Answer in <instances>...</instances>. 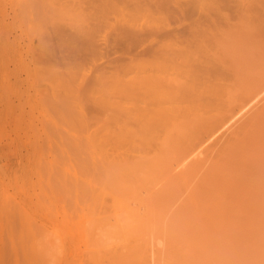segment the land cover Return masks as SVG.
<instances>
[{
    "label": "rangeland",
    "instance_id": "1",
    "mask_svg": "<svg viewBox=\"0 0 264 264\" xmlns=\"http://www.w3.org/2000/svg\"><path fill=\"white\" fill-rule=\"evenodd\" d=\"M108 1L37 0L36 3V0L35 2L34 0H0V181L2 179L0 183L4 182L0 184L2 185L0 191L8 197L6 205L0 202V264H264V96L260 97L259 104L255 103V107L253 105L252 109L246 112L247 114L241 116L242 119L239 118L237 123H234L230 132L216 142L217 145L207 148L203 152L205 155L202 153L203 156L198 155L199 158L192 157L191 162L190 159L187 160L184 167L178 170L172 168L177 158L180 159V156L187 154L194 144H198L200 139L203 140L205 136L210 135L225 120L230 114L231 104L232 107L234 106L232 110H235L237 103L241 104L240 101L244 102L246 99L245 94L249 96L254 89L255 91L258 89L259 84H262L264 33L263 35L261 33L263 37L260 34V37H256L258 40L254 44L258 43L256 46L250 45V50L247 49L249 53L244 52L246 49L243 50V57L249 59L247 62L240 57V54L236 56L243 60H238L235 51L230 49L227 52L232 54L227 55L225 51L223 60L227 62L224 66L229 69L226 68V71L232 77L231 82L237 85L233 88V84L227 83L232 87L231 90L226 89L228 96L225 98L224 89L229 86L226 85L220 90L215 87L220 93L216 91L218 94L215 96L214 92L211 96L214 95L215 98L220 96L218 98L221 100L215 98L211 100L222 101V105L214 101L215 105L213 106V103L210 106L205 103L210 100L201 102L206 96L202 95L205 94L202 90L204 86H201L199 80L192 79L193 83L186 85L187 82L190 83L191 75L193 76L190 72L192 69L187 68L186 59L184 65L181 63L182 58L178 59L175 50H173L175 56L172 57L174 59L177 57L175 60L179 66L183 65V71L182 66L177 67L176 61L171 59V54L170 58H166L171 53L170 50L168 54V51L166 54L163 53L164 55L161 54L162 59L161 55L152 58L151 55L137 56L132 60L127 58L112 63L109 67L106 65L107 60L102 59V53L107 51V48L104 47L103 51L98 50L102 39H107L111 44L115 40L114 43L120 41V45H129L132 39L125 32L130 31L132 25L147 27V20L150 19H144L143 14L140 16L141 12L136 13L133 10L129 11H133L131 14L135 12L133 15L136 18L134 19L133 15L131 18L129 13L130 17H127L128 9L125 10L126 17L125 14H121L127 5L130 3L133 5V0H127L129 2L122 0L119 4L116 0L114 9L110 7ZM201 1L206 5L215 2V7L222 1L217 9L221 7V13L225 15H234L232 10L234 11L237 4L242 2V0L239 3L238 0ZM245 2L243 3L246 4ZM259 7L256 6V10ZM260 9L257 10L259 13ZM218 11L216 10L217 13ZM218 15L213 16L217 18ZM220 15L219 20H215V17L213 19L221 26H224V23L226 25V21L223 20L231 19L233 16L230 15L231 18H228L230 16L226 15L225 18L224 15L222 18ZM142 16L144 18H141ZM150 21L148 24L151 23ZM152 22H155L152 26L156 23L158 26L162 25V22L159 25L156 20ZM164 24L166 23H163V27ZM169 24L170 29L181 30L176 22L171 21ZM196 30L195 34L198 33ZM88 31L91 34L88 35ZM210 31L207 29L204 31L209 33L208 37L210 33L212 34ZM202 34L204 37L207 36L203 32L200 35ZM76 35L80 39L91 37L92 43L87 47L91 48L90 51L86 50L85 46L80 47L77 46L78 44L75 46L76 41L72 48L71 42L74 39H69L75 37L76 40ZM191 37L185 35V38L190 40ZM194 37L197 41L199 34ZM211 38L208 39L207 46L212 48L214 42ZM200 43L203 44L201 41ZM41 44L44 46L42 47ZM48 45L53 46V53L49 52L51 49ZM41 47L42 50L47 49V53L45 49L41 51ZM75 47H80L79 51ZM70 49L75 51V54L73 52L71 54ZM194 50L195 45H192L186 55L197 56L199 51ZM79 52L81 55L85 54L81 56ZM110 57L114 56L110 55ZM156 58L158 59L155 60ZM166 60H169V63L164 62ZM228 63L232 66L229 64L228 67ZM237 64L239 67L235 66ZM231 74L237 75L233 77ZM219 75H215L217 77L212 79L214 85L216 82L224 81L223 77L222 80L218 78L222 74ZM152 79L155 80L153 83L160 84L152 85ZM253 80H256L255 83ZM177 81L182 86H179ZM168 83L169 85L166 86ZM57 84L60 87H57ZM147 85L155 90V87L159 86L157 89L161 93L170 85L167 91L170 89L169 91L172 92H179L181 87L183 91V87L187 86V91L184 90L186 93H189L188 90L191 94L199 91L202 97L200 98L198 94L194 95L195 99L198 97L199 100L195 102L190 98V93L189 95L184 92L187 99L196 103L185 105L189 100L185 102L180 90L179 95L184 99H180L177 92V98L180 102L183 101L179 103L178 99L171 98L173 104L168 101H172L170 94L163 92L164 94L160 93L162 97L159 96L160 94L159 97L156 96L158 93L153 97L149 96L152 99L146 97L152 104L150 105L139 94L140 91L145 90V87L150 88ZM175 85L178 86L177 90ZM69 86L71 87L68 88ZM161 86L163 89L160 88ZM188 86L193 87V92ZM222 90L224 92L221 96ZM222 97L226 99L225 102ZM161 99L168 101L169 104L165 101L163 104ZM175 100L179 103L178 109L174 108L177 103ZM158 101H161V107ZM198 103H203V107L204 104L207 105V108L199 106ZM194 104L196 108L193 107ZM126 105L128 109L124 108ZM179 106L180 109H186V111L182 109L184 114L179 111ZM135 107H140L142 110L146 107L153 112H150L153 116L149 117L145 115L147 111L143 113L141 110L139 116L142 115V118L138 120L139 108L137 111ZM199 110L201 111L198 112ZM161 111H165L163 115ZM186 112L187 115L191 113L190 117L187 118ZM143 116L149 117L148 120L155 117L157 119H154L155 122L151 119L150 121L154 123H150V121L146 122L148 120ZM219 116H223L220 121ZM136 117L138 119L133 121ZM213 117L217 119L212 121L215 119ZM160 119L163 123H157ZM150 124H155L156 126H153L155 129L147 127ZM174 126L179 136L175 137L177 133L174 132ZM167 136L173 138L170 140ZM115 137L118 142L120 141V145L113 140ZM166 138L168 141H165ZM162 142H167L168 150L166 144L163 145ZM137 149L142 154L147 149L152 156L146 150L143 156L147 161L139 154L141 158L139 162L135 158L138 153L134 154L132 151L136 152ZM177 150L181 153L180 156H177L179 153ZM122 153H125V156L121 155ZM146 154L150 157H146ZM107 155L111 157H109L111 163ZM117 156L123 158L118 159ZM149 158L153 159L150 161ZM122 164L126 166L123 167ZM118 175L121 177L119 178ZM35 249L38 253H35ZM39 250L44 253H39ZM152 252L151 256L155 260L150 256Z\"/></svg>",
    "mask_w": 264,
    "mask_h": 264
},
{
    "label": "bare ground",
    "instance_id": "2",
    "mask_svg": "<svg viewBox=\"0 0 264 264\" xmlns=\"http://www.w3.org/2000/svg\"><path fill=\"white\" fill-rule=\"evenodd\" d=\"M32 1V0H31ZM39 1V0H38ZM114 1H116V0H109L108 2H109V5H110V7L112 6L113 7V5H115V2ZM119 1H122V0H117V3L119 4ZM127 1V0H126ZM131 1V0H130ZM225 1V0H224ZM237 1V0H236ZM239 1H241V0H238V3H239ZM244 1H246L245 3L246 4H244L243 2ZM242 0V2H240L239 4H237V8L235 7L236 5L235 4H233L234 5V8H236V9H234V11L232 10V13H234V15L233 14H230V15H233L234 16V18H233V16H232V18H231V16L230 15H227V16H230V17H228V18H231V19H226V20H223V21H226V25H225V23L223 24L224 26H221V24L219 25L218 23H217V21H215L216 19L217 20H219V15H220V13H221V7L219 8V9H217L218 8V5H219V3L220 2H222V1H220L219 3H218V5H217V7H215V2L213 3L212 2V4H204L201 0H185V1H174V0H133V5H131V3L129 4V5H127V8H124V10L122 11L123 13H121L122 15L123 14H125L124 15V17H126V12H127V17H130V15H131V18H132V15L133 14H135V12L137 13V12H141V14H140V16L143 14V16L145 17H141V18H144V19H146L147 20V18H150L151 19V21H150V19L149 20H147V27L146 26H143V25H141V26H139L138 24L137 25H135V26H130V31L128 30V32H125L131 39H132V42H131V44H123V45H120L121 43H120V41H119V43H114L115 42V40L113 41V43L111 44L109 41H107V39H102V42H100L101 40H99V46H98V50H102L104 47L105 48H107V51H105L104 53H102V59H106L107 60V62H105L106 63V65H108V67H109V65H111L112 63H118V62H120L121 60H125V59H127V58H129L130 60H132V58H135V57H137V56H142V57H145V56H150L151 55V58L152 57H159L161 54L162 55H164L163 53H165L166 54V52L168 51V50H170L171 51V53H169L170 51H168L167 52V56H166V58L168 57V58H170L171 57V59L175 56V55H173L174 53H173V50H175L174 52L177 54L176 56H178V59L181 57L182 58V61H181V63H183V65H184V62H185V59L187 60L186 61V63L185 64H187L186 66H187V68L189 69V68H191L192 70L190 71L192 74H193V76L191 75V81H190V83L188 84V82H187V84L186 85H190L191 83H193L192 82V79L193 80H199L200 81V83L202 84L201 86H204V89H202L203 90V93L205 92V94H202V95H204V97L206 98H203L204 100L203 101H201V102H203L204 103V101L206 100V101H208V100H210V101H208V103L207 102H205L206 104H210V106H212V104L214 103V101L217 103V101L218 102H220L219 104L220 105H222V101H219V100H213V102H212V100H211V98H215V97H213V96H211L212 94H214V92L216 93L215 94V96L218 94V93H220V88H222L223 87V89L225 88V86L227 85V83H230V85H232L233 83L231 82V81H233V80H231L232 79V77L228 74V72L226 71V68L227 67H225L224 65L226 64V62H227V60H225V62H224V60H223V58H224V55H225V51L227 52L228 50H232V51H235L234 52V54H235V56L237 55V54H240V57L241 58H243L244 60L246 59V62H247V60H249V59H247V57L245 58V57H243V50L244 49H246V50H244V52L246 51V52H248V50H250L249 49V47H250V45L253 47V45L258 41V40H256V37H260V35H261V33H262V35H263V33H264V0ZM34 2H35V0H34ZM122 2H124V0L122 1ZM122 2H121V4H122ZM127 2H129V1H127ZM179 2H181V3H179ZM230 2V1H229ZM235 2V1H234ZM23 3V2H22ZM36 3H37V0H36ZM116 3V4H117ZM226 3V2H225ZM228 3V2H227ZM108 4V3H107ZM120 4V5H121ZM125 5H126V2L124 3ZM123 4V5H124ZM215 4V5H214ZM242 4H244V5H242ZM109 5H108V7H109ZM133 7V8H130L131 6ZM36 6V5H35ZM34 6V7H35ZM122 6V5H121ZM128 6H130V7H128ZM231 6V5H230ZM229 6V7H230ZM259 7V8H261L262 9V11H261V9H260V13H259V11H257V10H259V8L256 10V8L255 7ZM23 7V6H22ZM32 7H33V5H32ZM111 7V8H112ZM124 7V6H123ZM123 7H121V8H123ZM126 7V6H125ZM228 7V6H227ZM240 7V8H239ZM28 8V7H27ZM115 8H116V6H115ZM118 8H120V6H118ZM224 8H226L225 6H224ZM223 8V9H224ZM231 8H233V6L231 7ZM20 9H21V7H20ZM113 9H114V7H113ZM126 9H128V10H126ZM23 10H24V7H23ZM120 10H122V9H120ZM125 10H126V12H125ZM129 10H133V11H135L133 14H131V12H133V11H129ZM216 10L218 11V13L216 12ZM228 11H229V9H228ZM231 11V10H230ZM130 15H129V14ZM217 13V14H216ZM218 15L217 16V18L215 17V16H213V15ZM129 15V16H128ZM137 15V14H136ZM225 14H222L221 13V17L222 16H224ZM226 15H225V18H227L226 17ZM133 17H134V15H133ZM215 17V20L213 19ZM136 17H134V19H135ZM222 18H224V17H222ZM146 20H145V22H146ZM153 20H156L157 22H159V25H160V23L162 24V25H160V26H158V25H156L155 24V26H152V25H154V23L152 22ZM127 21H128V19H127ZM130 21H131V19H130ZM129 21V22H130ZM151 22V23H149L148 24V22ZM171 21H173V22H176L177 23V25L179 26V27H181V30H180V28H178V29H170V24H169V22L171 23ZM126 22V21H125ZM132 22H133V20H132ZM127 23V22H126ZM135 23V22H134ZM163 23H166V24H164V27H163ZM133 24V23H132ZM218 24V25H217ZM149 25V26H148ZM151 25V26H150ZM165 25H167V26H165ZM194 27H196V28H194ZM196 30V32L198 31V33H196L197 35L199 34V37H197L198 39H197V41H196V37H194V35L196 36V34H195V30ZM206 29H207V31L209 30H211L210 32H212V34L210 33V36L208 37V32H204V31H206ZM88 30V29H87ZM124 31V30H123ZM1 32V31H0ZM204 33L205 35H207V36H203V34L202 35H200L201 33ZM88 33V35L89 34H91L89 31L87 32ZM189 35H188V34ZM207 33V34H206ZM260 34V35H259ZM185 35H186V37L188 36L189 38H190V36H192L191 37V40L189 39V38H185ZM261 35V36H262ZM42 36H43V34H42ZM77 36L78 35H76V38H77ZM83 36V35H82ZM87 36V35H86ZM182 36H183V38H182ZM211 36H212V38H211ZM41 37V36H40ZM194 37V41H192V38ZM200 37L202 38V39H200ZM208 37V38H207ZM263 37V36H262ZM45 39H46V37H44ZM43 38V39H44ZM79 38V37H78ZM78 38L75 40V37L74 38H70L69 40H71V39H74V40H72V42L71 41H69V42H71L72 43V48H73V43H74V41H76V43H74L75 44V46L77 45V46H80V47H84V48H86V50H88L89 49V51L91 50V48L89 47V48H87L91 43H92V41L90 40V38L91 37H88V38H79L80 40H78ZM92 38H94V37H92ZM209 38H211V40L213 39V44L211 45L212 46V48L211 47H208L207 46V42H209ZM178 39V40H177ZM200 39V40H199ZM207 39V40H206ZM209 39V40H208ZM48 40V39H47ZM51 40V39H50ZM199 40V41H198ZM204 40H205V42H204ZM256 40V41H255ZM264 40V39H263ZM263 40H261V41H263ZM39 41V40H38ZM196 41V42H195ZM200 41L201 42H203V44L202 43H200ZM40 42H41V40H40ZM39 42V43H40ZM43 42H44V40H43ZM165 42V43H164ZM260 42V41H259ZM38 43V44H39ZM42 43V42H41ZM45 43H47V42H45ZM44 43V44H45ZM51 43V42H50ZM49 43V44H50ZM60 43H61V41H60ZM60 43H59V45H60ZM70 43V44H71ZM163 43V44H162ZM204 43H206V45L204 44ZM261 43V42H260ZM109 44H111V46L109 45ZM258 44V43H257ZM256 44V45H257ZM42 45V47L44 46L43 44H41ZM69 45V44H68ZM192 45H195V50L197 49V51H199V52H197V56L195 55V56H192V55H190V56H187L186 54H188L187 53V51H188V49L189 48H191V46ZM209 45H210V43H209ZM256 45H254V46H256ZM262 45H264V44H262ZM40 46V45H39ZM46 46V45H45ZM103 46V47H102ZM258 46H260V45H258ZM258 46H257V48H258ZM42 47H41V51H44V49L42 50ZM47 47V46H46ZM48 47H49V45H48ZM51 47V46H50ZM49 47V49H51V50H49V52L51 51L52 53H53V50H52V48H53V46L50 48ZM65 47V46H64ZM68 46H66V48H67ZM80 47H75V49L77 48V50L79 51V49H80ZM194 47V46H193ZM262 47V46H261ZM70 48V47H69ZM139 48V51H137L136 52V50ZM210 48V49H209ZM256 48V47H255ZM254 48V49H255ZM65 49V48H64ZM167 49V50H166ZM227 49V50H226ZM248 49V50H247ZM251 49H253V48H251ZM253 49V50H254ZM66 50V49H65ZM71 50V54H73L75 51H73L72 49H70ZM69 50V51H70ZM96 50V49H95ZM194 50V51H195ZM45 51H46V53H47V49H45ZM68 51V50H67ZM78 51H76V52H78ZM81 51V50H80ZM103 51V50H102ZM255 51H257V50H255ZM50 52V53H51ZM73 52V53H72ZM93 52V51H92ZM132 52H133V54H132ZM136 52V53H135ZM44 53V52H43ZM45 53V54H46ZM70 53V52H69ZM242 53V54H241ZM249 53V52H248ZM255 53V52H254ZM254 53H253V55H254ZM55 54V53H54ZM75 54V53H74ZM77 54V53H76ZM85 54V53H84ZM83 53H82V55H84ZM156 54V56H154ZM157 54H158V56H157ZM171 54V56L169 57V55ZM227 54H232V53H226V55ZM233 54V55H234ZM245 54V53H244ZM250 54H252L251 53V51H250ZM257 54H258V52H257ZM51 54H49V56H50ZM79 55H81L80 54V52H79ZM78 55V56H79ZM81 55V56H82ZM110 55H113L114 57H110ZM162 55H161V59H162ZM173 56V57H172ZM231 56V55H230ZM247 56H249V55H247ZM264 56V55H263ZM262 56V57H263ZM48 57V56H47ZM53 57V56H52ZM227 57V56H226ZM234 57V56H233ZM237 57V56H236ZM239 57V56H238ZM237 57V58H238ZM253 57V56H252ZM260 57H261V55H260ZM51 58V57H50ZM159 58V59H160ZM164 58H165V56H164ZM167 58V59H168ZM177 57H175V59H176ZM180 58V59H181ZM221 58V59H220ZM249 58V57H248ZM259 58V57H258ZM47 59V58H46ZM154 59V58H153ZM152 59V60H153ZM158 58H156L155 60H157ZM174 59V58H173ZM174 59V60H175ZM179 59V60H180ZM183 59H184V61H183ZM225 59V58H224ZM240 58H238V60H239ZM243 59H240L241 61L243 60ZM123 60V61H124ZM170 60V59H169ZM168 60V61H169ZM172 61V62H174V64H176L177 63V61H176V63H175V61ZM230 60V59H229ZM228 60V61H229ZM231 60H233V61H235L236 60V58H235V60L234 59H231ZM262 60V58L260 59V61ZM264 60V59H263ZM43 61V60H42ZM161 61V60H160ZM160 61L158 62V64L160 63ZM167 60L166 61H164V62H168ZM250 61H251V59H250ZM253 61V60H252ZM44 62V61H43ZM49 62V61H48ZM157 62V61H156ZM162 62V61H161ZM171 62V63H172ZM180 62V61H179ZM237 62H239V61H237ZM237 62H235V63H237ZM44 63H46V62H44ZM104 63V64H105ZM169 63V62H168ZM170 63V64H171ZM231 63L232 64H234V62H232L231 61ZM231 63H228L227 65H228V67L231 65L232 66V64ZM253 63V62H252ZM255 63H257V62H255ZM230 64V65H229ZM239 64H241L240 62H239ZM243 64H245V62L243 63ZM250 64V63H249ZM105 65V66H106ZM171 65H173V64H171ZM170 65V66H171ZM176 65H178L177 67H181L182 68V71H183V65L181 64V66H179V64L177 63ZM251 65V64H250ZM167 66H168V64H167ZM174 66V65H173ZM216 66H218L219 67V70H218V67H216ZM235 66H238L239 67V65L237 64V65H235ZM234 66V67H235ZM241 66H242V64H241ZM246 66V65H245ZM248 66V65H247ZM156 67V66H155ZM166 67V66H165ZM185 67V66H184ZM220 67H221V69H220ZM223 67V68H222ZM250 67H252V66H250ZM175 68V67H174ZM181 68H177V69H181ZM215 68H217V70L215 69ZM237 68V67H236ZM254 68V67H253ZM228 69V68H227ZM231 69H234V68H231ZM240 69V68H239ZM256 69V68H255ZM254 69V70H255ZM262 69V68H261ZM264 69V68H263ZM168 70H170V69H168ZM178 70V71H179ZM187 70V69H186ZM221 70V71H220ZM229 70V69H228ZM253 70V71H254ZM171 71H172V69H171ZM181 71V72H182ZM189 71H188V73H189ZM220 71V72H219ZM244 71H246V70H244ZM181 72H180V74H181ZM236 72V71H235ZM240 72H241V69H240ZM249 72H250V70H249ZM260 72V71H259ZM173 73V72H172ZM188 73H187V75H188ZM230 73H231V71H230ZM238 73V72H237ZM255 73V72H254ZM168 74V73H167ZM184 74H186V71H185V73ZM222 74V76H220V75ZM240 74V73H239ZM238 74V75H239ZM242 74V73H241ZM49 75H50V73H49ZM52 76H53V74H51ZM54 75H55V72H54ZM169 75V74H168ZM174 75H175V73H174ZM215 75H219L220 77H218V78H220L221 79V77H223L222 79L224 80V81H222L221 83H223V84H221V83H218V82H216V85H214V83H213V80H214V78L215 77H217V76H215ZM232 75V74H231ZM237 75V74H236ZM236 75H234L235 77H236ZM249 75V74H248ZM251 76H252V72H251V74H250ZM254 75V74H253ZM48 76V75H47ZM172 76V75H171ZM181 75H179V77H180ZM233 76V75H232ZM233 76V77H234ZM57 77V76H56ZM156 77V76H155ZM154 77V78H155ZM158 77V76H157ZM156 77V78H157ZM164 77H166V76H164ZM168 77V76H167ZM193 77H195V79L193 78ZM231 77V78H230ZM250 77V76H249ZM55 78V77H54ZM58 78V77H57ZM149 78V77H148ZM153 78V77H152ZM155 78V79H156ZM159 78V77H158ZM157 78V79H158ZM171 78H173V77H171ZM176 78V77H175ZM240 78V77H239ZM161 79V78H160ZM159 79V80H160ZM168 79H169V77H168ZM183 79H185V78H183ZM189 79V75H188V77H187V80ZM213 79V80H212ZM220 79H219V81H220ZM221 79V80H222ZM235 79V78H234ZM253 79H255V78H253ZM174 80V79H173ZM212 80V82H210ZM229 80V81H228ZM237 80V79H236ZM252 80V79H251ZM262 80H264V79H262ZM47 81V80H46ZM50 81H51V79H50ZM165 81H167V80H165ZM180 81V80H179ZM179 81H177V83H179V86L181 85L182 86V84L179 82ZM186 81V80H185ZM254 81H256V80H253V82ZM52 82V81H51ZM56 82V81H55ZM60 82V81H59ZM153 82H155V80H153L152 79V85L154 84V85H157V84H160V83H158V82H156V84L155 83H153ZM164 82V81H163ZM171 82V81H170ZM173 82V81H172ZM258 82V81H257ZM48 83H49V81H48ZM58 83V82H57ZM176 83V82H175ZM174 83V84H175ZM176 83V84H177ZM197 84H198V82H196ZM196 83H194V84H196ZM255 83V82H254ZM259 83V82H258ZM261 83V82H260ZM59 84V83H58ZM57 84V85H58ZM62 84V83H61ZM60 84V85H61ZM150 84H151V82H150ZM218 84V85H217ZM219 84H220V86H219ZM225 84V85H224ZM250 84V83H249ZM51 89H52V87L49 85V84H47ZM56 85V86H57ZM162 85V84H161ZM167 85H169V83L168 84H166V86ZM185 85V86H186ZM234 85V84H233ZM237 84H235L234 86H233V88L236 86ZM251 85V84H250ZM254 85V84H253ZM258 85V84H257ZM67 86V85H66ZM140 86V85H139ZM145 86V85H144ZM147 86H149V85H147ZM163 86V85H162ZM160 87V88H162L163 89V87ZM171 86V85H170ZM170 86H168V88L170 87ZM176 86V89L175 90H177L178 88V86L177 85H175ZM184 86V85H183ZM193 86V85H192ZM227 86H229V85H227ZM252 86V85H251ZM250 86V87H251ZM55 87V86H54ZM57 87H60L59 85L57 86ZM71 86H69L68 88H70ZM143 87V86H142ZM150 88H147V87H145V90H143V91H140L141 93H139L140 94V96L142 97H144L145 99H146V97L148 98L149 96H155L157 93V95L156 96H158L161 92H159V90L157 89L159 86H156L155 88H156V90L155 89H152V87L151 86H149ZM165 87V86H164ZM173 87V86H172ZM172 87H171V89H172ZM189 88H191L190 86H188ZM218 87L219 88V90L217 91V89L216 88ZM232 87V86H231ZM231 87L229 86V87H226L224 90L226 91V89L228 90V89H230L231 90ZM257 87V86H256ZM140 88V87H139ZM159 88V89H160ZM167 88V89H168ZM182 88V87H181ZM181 88H179L180 90H181V92L183 93V94H181V92H180V90H179V92L178 91H176V92H172V91H167V89L166 88H164V89H166V90H164L163 89V91H162V93L161 94H164L163 92H166V93H168V94H170V99L172 98H176V99H178V101H179V103H181L180 102V99L181 98H183V96L181 97V95H184V90H186L187 91V86H186V88L185 87H183V91H182V89ZM185 88V89H184ZM193 88V87H192ZM191 88V89H192ZM196 88V87H195ZM244 88V87H243ZM247 88V87H246ZM254 88V87H253ZM50 89V90H51ZM58 89V88H57ZM126 89V88H125ZM144 89V88H143ZM249 89V88H248ZM47 90V89H46ZM50 90H49V92H50ZM69 90V89H68ZM173 91H175L174 89H172ZM193 90L194 89H192V91L191 92H193ZM232 90H234V89H232ZM244 90V89H243ZM252 90V89H251ZM52 91V90H51ZM72 91V90H71ZM127 91V90H126ZM201 91V90H200ZM218 93H217V92ZM254 92H250L251 94L249 95V96H246V94L244 95L245 97H246V99L244 100V102H242V101H240L241 102V104H239V103H237V101H236V103H237V106H235V110H232L233 109V107H232V104L230 105L231 106V110H230V112H229V110L227 111V113L229 112L230 114L225 118V115H223L222 117L223 118H225V120L224 121H222V123L218 126V127H216L215 128V130L213 131V132H209L210 133V135H207V136H205L206 138H204L203 140H201L200 138V140H199V142H198V144H194V146L189 150V152L187 151V154H185V155H182V156H180V152L179 153H177V156L179 155L181 158L180 159H178L177 157V159H176V161H175V163H174V167H172V168H177V170H178V168H180V167H184V164H186L187 163V160L189 161V159H190V161L189 162H191V159H192V157H194V156H203L202 155V153L203 152H205V150H207V148H211L210 146H214V144L215 145H217L216 144V142H218L219 141V139L221 140V138L226 134V133H228V132H230L229 130L231 129V127L232 126H234V123L236 124L237 123V121H238V119L239 118H243V117H241V116H244V113L245 114H247L246 112L247 111H249V109L251 108L252 109V106L255 104V103H258L259 104V100H260V97L261 96H264V81H262V84H259V86H258V89L255 91V89L253 90ZM73 92H75V91H73ZM177 92H178V94H177ZM188 92L190 93V90H188ZM197 92V91H196ZM196 92H193L192 94H191V97L189 96L190 94L189 93H186V94H189V95H186V96H188V97H190L193 101H195L196 102V100H197V102H199V100H198V97H197V99H195V96L194 95H197L198 94V96L200 97V95H199V91H198V93H196ZM223 90H222V93H221V96H222V94H223ZM235 92V91H234ZM243 92V91H242ZM54 93V92H53ZM225 94H223L224 96V98L225 97H227L228 96V92L226 91V92H224ZM231 93V92H230ZM245 93V92H244ZM155 94V95H154ZM159 95L160 97H162V95ZM173 94V95H172ZM175 94V95H174ZM178 96H180V99L179 98H177V95ZM179 94H181V95H179ZM201 94V93H200ZM242 95H243V93H241ZM247 94H248V92H247ZM51 95H53L52 93H51ZM123 95V94H122ZM124 95H126V94H124ZM167 95V94H166ZM194 97H193V96ZM208 95V96H207ZM158 96V97H159ZM171 96H173V97H171ZM209 96H211V97H209ZM126 97V96H125ZM164 97H165V95H164ZM167 97H169V95L167 96ZM184 97H185V95H184ZM202 97V96H201ZM200 97V98H201ZM218 97H220V96H218ZM218 97H216L215 99H220L221 100V98H218ZM222 97V100L224 99ZM231 97V96H230ZM238 97V96H237ZM242 97V96H241ZM123 98H124V96H123ZM123 98H122V100H123ZM128 98V97H127ZM126 98V99H127ZM150 98V97H149ZM155 98V97H154ZM239 98V97H238ZM264 98V97H263ZM125 99V98H124ZM150 99H152V98H150ZM171 99V100H172ZM184 99V98H183ZM191 99L189 100V98L187 99V97H185V102H186V100H189V101H191ZM228 99V98H227ZM230 99V98H229ZM262 99V98H261ZM147 100V99H146ZM155 100H156V102H157V99L155 98ZM155 100H154V102L153 103H155ZM164 100V99H163ZM166 100H168L167 98H166ZM240 100H242V99H240ZM141 101H143V98H142V100ZM161 101H162V99H161ZM160 101V102H161ZM165 101V100H164ZM164 101H162L163 102V104H164ZM169 101V103L171 102V103H173L174 104V101L172 100V101H170V100H168ZM168 101L166 102L167 104H169L168 103ZM175 101H177V100H175ZM178 101H177V103H176V106L174 107V108H177L178 106H177V104H179L178 103ZM189 101H187L186 102V104L183 102V104H185V105H187V104H193V103H195V102H189ZM226 101V99H224L223 100V102H225ZM116 102V101H115ZM125 102H127L126 100H125ZM138 102V101H137ZM146 102V101H145ZM147 102H148V100H147ZM151 102V101H150ZM151 102V103H152ZM159 102V101H158ZM160 102H159V105H160ZM209 102H212V103H209ZM122 103V102H121ZM139 103V102H138ZM149 103V102H148ZM165 103V104H166ZM203 103L201 104H199L198 103V105L200 106H202L203 107ZM116 104V103H115ZM119 104V103H118ZM141 104V103H140ZM150 104V103H149ZM196 104V103H195ZM195 104L193 105V107H195ZM235 104V103H234ZM150 105H152V104H150ZM154 105V104H153ZM155 105H157V103L155 104ZM161 105H162V103H161ZM161 105H160V107H161ZM181 106H182V104H180ZM184 105V106H185ZM215 105V103L213 104V106ZM225 105V104H224ZM120 106V105H119ZM135 106V105H134ZM138 106V105H137ZM143 106H146V105H143ZM149 106V105H148ZM147 106V107H148ZM169 106H171V105H169ZM181 106H179V111H182V109H185V108H181L180 109V107ZM190 107L192 106V105H189ZM198 106V107H199ZM217 106V105H216ZM116 107V106H115ZM130 107V106H129ZM152 107V106H151ZM150 107V108H151ZM155 107H157V106H154V107H152V108H155ZM183 107V106H182ZM207 108V105L205 106V104H204V107L203 108ZM253 107H255V105L253 106ZM122 108V107H121ZM125 109L127 108V105H126V107H124ZM136 108V107H135ZM134 108V109H135ZM139 108V112H138V117H140L139 116V113L141 114V110H142V108L140 109V107H138ZM138 108H136V110L138 111ZM158 108H159V106H158ZM168 107H166V109H167ZM170 108V107H169ZM171 108L172 109H174L172 106H171ZM187 108V107H186ZM196 108V107H195ZM226 108V107H225ZM124 109V110H125ZM128 109V108H127ZM134 109H133V111H134ZM165 109V110H166ZM178 109V108H177ZM188 109H191V108H188ZM193 109V108H192ZM198 109V108H197ZM214 109V108H213ZM224 109V108H223ZM230 109V108H229ZM157 110V109H156ZM195 110V109H194ZM204 110V109H203ZM202 110V111H203ZM226 110H227V108H226ZM225 110V111H226ZM131 111V110H130ZM144 111H147V113H145ZM149 111V112H148ZM154 111V110H153ZM167 111H168V109H167ZM174 111V110H173ZM185 111H186V109H185ZM201 110H199L198 112H200ZM205 111V110H204ZM211 111H212V109H211ZM215 111H217V110H215ZM225 111H224V114H225ZM251 111V110H250ZM118 112V111H117ZM127 112H129V111H127ZM142 112L143 113H145V115H147V116H149V117H152L151 115H150V112H152L150 109H146V107L144 108L143 107V110H142ZM165 111H161V115H163L162 113H164ZM178 112V111H177ZM183 112V111H182ZM181 112V113H182ZM193 112V111H192ZM213 112V111H212ZM211 112V113H212ZM134 113V112H133ZM132 113V114H133ZM135 113H137L136 111H135ZM153 113V112H152ZM159 113H160V111H159ZM220 113H222V112H220ZM130 114V113H129ZM155 114V113H154ZM166 114V113H165ZM164 114V115H165ZM177 114V113H176ZM180 114V113H179ZM183 114H184V112H183ZM217 115H218V112L216 113ZM216 114H213V116L214 115H216ZM175 115V114H174ZM186 115H187V112H186ZM190 115H191V113H190ZM190 115H187V118H188V116L190 117ZM134 117H135V115H133ZM133 116H131L132 117V119H133ZM158 116V115H157ZM173 116V115H172ZM143 117H146V116H143ZM149 117H146L145 118V120H148V118ZM155 117V116H154ZM168 117V116H167ZM176 117L178 118V116L176 115ZM221 116H219L218 117V120L220 121V118H222ZM142 118V115H141V117L138 119L137 117H136V119H134L133 121H136L137 119L138 120H140ZM156 118V117H155ZM154 118V119H155ZM160 118H163V117H160ZM170 118H172V117H170ZM169 118V119H170ZM175 118V117H174ZM176 118V119H177ZM212 118V117H211ZM213 118H215V117H213ZM131 119V118H130ZM151 119H153V118H151ZM150 119V120H151ZM153 119V121L155 122V120L157 119H155L154 120ZM164 119V118H163ZM167 119V118H166ZM190 119V118H189ZM217 119V117L215 118V119H212V121L214 120H216ZM240 119V120H241ZM129 120V119H128ZM150 120H148V121H146V122H149ZM178 120V119H177ZM152 121V122H153ZM158 121V120H157ZM156 121V122H157ZM171 121H173V120H171ZM145 122V123H146ZM151 121H150V123H152ZM153 122V123H154ZM191 122V121H190ZM218 122V121H217ZM137 123V122H136ZM143 123H144V121H143ZM157 123H163V122H161V119H160V121H158ZM164 123H166V122H164ZM170 123V122H169ZM213 123H216V122H213ZM133 124V123H132ZM138 124V123H137ZM141 124V123H140ZM171 124H172V122H171ZM217 124H219V123H217ZM134 125V124H133ZM132 125V126H133ZM136 125V124H135ZM145 125V124H144ZM155 125V124H154ZM154 125H152V124H150V126H148L147 125V127H152L153 128V126ZM170 125V124H169ZM137 126V125H136ZM141 126V125H140ZM156 126V125H155ZM160 126V125H159ZM131 127V126H130ZM138 127V126H137ZM136 127V128H137ZM145 127V126H144ZM143 127V128H144ZM146 127V128H147ZM158 128H160V127H158ZM157 128V129H158ZM161 128H162V126H161ZM161 128H160V130H161ZM172 128V127H171ZM175 128V126L173 127V129ZM132 129H135V128H132ZM140 129V128H139ZM153 129H155V128H153ZM170 129V128H169ZM212 128L210 127V130H211ZM145 130V129H144ZM159 130V129H158ZM159 130V131H160ZM175 130V129H174ZM130 131H132V130H130ZM129 131V132H130ZM141 131H143V130H141ZM148 131V130H147ZM164 131H165V129H164ZM170 131H171V129H170ZM209 131V130H208ZM125 132V131H124ZM153 132V131H152ZM157 132V131H156ZM162 132V131H161ZM160 132V133H161ZM174 132H176V130L174 131ZM178 132V131H177ZM176 132V133H177ZM126 133H128V131L126 132ZM125 133V134H126ZM136 133L138 134L139 133V131L137 130L136 131ZM145 133H146V130H145ZM164 133V135H165V132H163ZM170 133H172V132H170ZM208 133V132H207ZM142 134V133H141ZM120 135H122L123 136V134H120ZM143 135V134H142ZM145 135H147V133L145 134ZM145 135H144V137H145ZM148 135H150V134H148ZM152 135V134H151ZM163 135V136H164ZM173 135V134H172ZM174 135H175V133H174ZM174 135H173V137H174ZM179 136V134L177 133L176 135H175V137L176 136ZM171 136V135H170ZM125 137H126V135H125ZM143 137V138H144ZM153 137V136H152ZM160 136H158V138H159ZM168 137V136H167ZM173 137H171V138H173ZM105 138V141H106V137H104ZM108 138H109V136H108ZM107 138V139H108ZM114 138V137H113ZM132 138V137H131ZM130 138V139H131ZM157 138V139H158ZM162 138V137H161ZM171 138L170 137H168V139H170L171 140ZM112 139V138H111ZM134 138H132V140H133ZM148 139V138H147ZM151 139V138H150ZM160 139V138H159ZM158 139V140H159ZM113 140H115V141H117L118 139L115 137V139H113ZM131 140V141H132ZM143 141H144V139H142ZM141 140V141H142ZM162 140V139H161ZM169 140V141H170ZM177 140V139H176ZM9 141V140H8ZM108 141V140H107ZM112 141V140H111ZM123 141V140H122ZM121 141V142H122ZM129 141L130 140H128V143H129ZM134 141V140H133ZM147 141V140H146ZM163 141V140H162ZM165 141H168L167 140V138L165 139ZM118 142V141H117ZM120 142V141H119ZM119 142H118V144H119ZM127 142V141H126ZM138 142H140V141H138ZM145 142V141H144ZM143 142V143H144ZM116 143V142H115ZM124 144H125V142H123ZM134 143V142H133ZM141 143V142H140ZM166 144L165 142H162V144ZM169 143V142H168ZM171 143V142H170ZM179 143L180 142H178V145H179ZM193 143V142H192ZM196 143V142H195ZM130 144V143H129ZM161 144V143H160ZM163 144V145H164ZM175 144V143H174ZM115 145H117V144H115ZM120 145V144H119ZM132 146H133V144H131ZM139 145V143H137V146ZM149 145V144H148ZM173 145V144H172ZM176 145V144H175ZM177 145V146H178ZM191 145V144H190ZM111 146H112V144H111ZM118 146V145H117ZM116 146V147H117ZM134 146H135V144H134ZM153 146V145H152ZM151 146V147H152ZM167 146V144L165 145V147ZM169 146V145H168ZM183 146V145H182ZM140 147V146H139ZM164 147V148H165ZM179 147V146H178ZM186 147V146H185ZM113 148L115 149V147L113 146ZM137 148V147H136ZM167 148V147H166ZM172 148V147H171ZM175 148V147H174ZM183 148V147H182ZM212 148H214V147H212ZM106 149H107V147H106ZM110 149V148H109ZM139 149V148H138ZM136 150V152H135V150H132V151H134L133 153L134 154H137L138 156L136 157L135 155V158L136 159H138V161L140 162V160H141V158H140V155L139 154H141L142 156L141 157H145V156H143V154L146 152V150L145 151H143L144 153L142 154V152L140 153L139 152V150ZM149 149V148H148ZM152 149V148H151ZM169 148H167V150H168ZM173 149V148H172ZM180 149H181V147H180ZM179 149V150H180ZM112 150V149H111ZM128 150V149H127ZM175 150V149H174ZM182 150V149H181ZM116 151V150H115ZM114 151V152H115ZM138 151V152H137ZM141 151V150H140ZM148 151V150H147ZM149 151H150V149H149ZM148 151V153H150ZM154 151V150H153ZM171 151V150H170ZM176 151V152H177ZM113 152V153H114ZM183 152H185L184 150H183ZM182 152V153H183ZM112 153V154H113ZM117 153V152H116ZM128 153V152H127ZM127 153H126V155H127ZM207 153V152H206ZM110 154V153H109ZM112 154H111V157H112ZM118 154V153H117ZM125 153H122L121 155H124ZM152 153H150V156H152L151 155ZM172 154H173V152H172ZM204 155H205V153H203ZM106 155V154H105ZM116 155V154H115ZM119 155V154H118ZM120 155V156H121ZM131 155V154H130ZM108 156V155H107ZM119 156V157H120ZM125 156V155H124ZM148 156V154H146V157ZM150 156H148V157H150ZM199 156H198V158H199ZM109 157L110 156H108V160H109ZM110 157V158H111ZM118 157V156H117ZM117 157H115V158H117ZM119 157H118V159H119ZM114 158V157H113ZM120 158H123V157H120ZM126 159V158H125ZM144 159H146V161H147V158H144ZM150 159H153V158H149V160ZM155 159V158H154ZM172 159V158H171ZM112 160V159H111ZM174 160V159H173ZM173 160H171V161H173ZM110 161V160H109ZM122 161H124V160H122ZM121 161V162H122ZM145 161V160H144ZM143 161V162H144ZM151 161V160H150ZM9 162V161H8ZM113 162H114V160H113ZM112 162V163H113ZM125 162V161H124ZM153 162V161H152ZM156 162V161H155ZM170 162V161H169ZM168 162V163H169ZM110 163H111V161H110ZM119 165H120V163L119 162H117ZM142 163V162H141ZM147 163V162H146ZM154 163V162H153ZM171 164V163H170ZM168 165L169 166V168H170V166L171 165ZM173 164V163H172ZM116 165V164H115ZM114 164H113V166H115ZM123 165V164H122ZM121 165V166H122ZM155 165V164H154ZM116 166H118V165H116ZM124 166H126V165H123V167ZM129 166V165H128ZM120 167V166H119ZM118 167V168H119ZM146 167H148V166H146ZM150 167H151V165H150ZM182 167V168H183ZM117 168V169H118ZM172 168H170V170L172 169ZM181 168V169H182ZM5 169V168H4ZM121 169V168H120ZM123 169V168H122ZM146 169H148V168H146ZM162 169V168H161ZM163 169H165L166 170V168H163ZM168 169V168H167ZM150 170V169H149ZM148 170V171H149ZM152 171H153V169H151ZM169 170V169H168ZM169 170V171H170ZM174 170V169H173ZM176 170V171H177ZM120 171V170H119ZM163 171V170H162ZM175 171V172H176ZM1 172V171H0ZM121 172V171H120ZM124 172H127V170L125 171L124 170ZM130 172V171H129ZM128 172V173H129ZM164 172V171H163ZM171 172V171H170ZM173 172V171H172ZM148 173V172H147ZM150 173V172H149ZM148 173V174H149ZM156 173V172H155ZM164 173H166V172H164ZM168 173V172H167ZM3 174H4V172H3ZM121 174V173H120ZM133 175V174H132ZM130 176V175H129ZM118 177H119V175H118ZM121 177V176H120ZM119 177V178H120ZM130 177H132V176H130ZM135 177H136V175H135ZM148 177V176H147ZM150 177V176H149ZM153 177V176H152ZM127 178V177H126ZM137 178V177H136ZM150 179H151V177H150ZM150 179H149V181H150ZM124 180V179H123ZM1 181H2V179H1ZM0 181V182H1ZM130 181V180H129ZM124 182V181H123ZM4 182H2V183H0V184H3ZM150 183V182H149ZM142 185V184H141ZM123 186V185H122ZM0 187H2V185L0 186ZM127 188V187H126ZM130 188V187H129ZM128 188V189H129ZM134 188V187H133ZM2 190V189H1ZM6 190V189H5ZM8 190V189H7ZM20 192V191H19ZM136 192V191H135ZM0 194L2 195V197H1V195H0V198H1V200H0V202L2 201L3 202V205L5 204V202H7L8 201V197L7 196H5L4 194H2V192L0 191ZM21 194V193H20ZM11 195V194H10ZM12 196V195H11ZM11 198V197H10ZM15 199V198H14ZM13 199V200H14ZM24 202V201H23ZM19 203V202H18ZM12 204V203H11ZM16 204V203H15ZM20 204H22L21 202H20ZM6 205V204H5ZM23 205H25V207H26V204H25V202H24V204ZM22 205V206H23ZM20 206V205H19ZM13 207V206H12ZM17 207V206H16ZM23 208H24V206H23ZM7 208L5 207V210H6ZM26 210V209H25ZM12 211H13V209H12ZM16 212V211H15ZM114 216V215H113ZM119 216V215H118ZM2 217V216H1ZM116 217V216H115ZM114 217V218H115ZM117 219H118V217H116ZM22 219V218H21ZM116 219V220H117ZM112 221V220H111ZM113 221H114V219H113ZM33 222V221H32ZM116 222V221H115ZM119 222V221H118ZM163 223V222H162ZM117 224V223H116ZM161 224V223H160ZM31 226V225H30ZM164 228V227H163ZM33 230V229H32ZM34 231V230H33ZM151 234H153V233H151ZM157 237V236H156ZM155 238V237H154ZM33 239V238H32ZM31 239V240H32ZM156 239V238H155ZM38 244V243H37ZM162 244V243H161ZM36 245V244H35ZM38 245H40V244H38ZM37 246V245H36ZM46 248V247H45ZM36 249H37V247H36ZM36 249H35V253L38 251H36ZM39 249V248H38ZM47 249V248H46ZM48 250V249H47ZM42 251V250H41ZM40 250H39V253H44V252H41ZM33 252V251H32ZM38 253V252H37ZM48 253V252H47ZM41 254V255H42ZM37 255H39V254H37ZM40 255V256H41ZM151 255H153V252H152V254H150V256ZM149 256V257H150ZM155 256V255H154ZM40 258V257H39ZM48 258V257H47ZM151 258H153V256H151ZM154 259V258H153ZM42 260V259H41ZM46 260V259H45ZM155 260V259H154ZM149 261H150V259H149ZM38 263V262H37ZM44 263V262H43ZM49 263V262H48ZM153 263H155L154 261H153ZM38 264H40V263H38Z\"/></svg>",
    "mask_w": 264,
    "mask_h": 264
}]
</instances>
